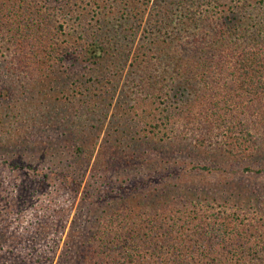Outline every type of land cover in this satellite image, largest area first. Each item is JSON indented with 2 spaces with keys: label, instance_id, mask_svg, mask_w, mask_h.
I'll use <instances>...</instances> for the list:
<instances>
[{
  "label": "trees",
  "instance_id": "1",
  "mask_svg": "<svg viewBox=\"0 0 264 264\" xmlns=\"http://www.w3.org/2000/svg\"><path fill=\"white\" fill-rule=\"evenodd\" d=\"M1 9L0 137L37 160L70 155L43 177L82 195L69 231L79 264H264V190H240L242 208L196 189L199 175L264 174L243 166L264 140V0ZM103 125L115 136L99 144Z\"/></svg>",
  "mask_w": 264,
  "mask_h": 264
},
{
  "label": "rangeland",
  "instance_id": "2",
  "mask_svg": "<svg viewBox=\"0 0 264 264\" xmlns=\"http://www.w3.org/2000/svg\"><path fill=\"white\" fill-rule=\"evenodd\" d=\"M83 7H86L85 3ZM85 10L82 11V7H79V12L84 13V16L87 15ZM78 29L80 31L81 27ZM5 43L6 41L0 40V49ZM1 52L4 54L3 57L8 54V50L4 48ZM3 57L1 55L0 60ZM252 115H250L251 118ZM107 127L103 125L100 129L99 144L102 140L104 141L107 130L115 136V131L113 132L115 129L112 127L107 129ZM113 141L114 137H112V143ZM122 142L126 143L125 140ZM16 149L18 148L12 142L0 137V244L3 248L0 251V264H79L81 251L78 246L72 244L69 231L75 211L81 208L79 202L82 195L56 190L53 179L43 177V174L47 172L44 167L57 165L58 162H63L62 165H64L70 155L65 153L63 158H59L58 155L54 156L50 153L44 159L37 160V157H30L23 149ZM211 149H207L210 155L208 157L211 158L213 155L216 158V154L220 152H212V154ZM236 159H232V162L237 161ZM249 159L244 161L243 166L247 165L255 169L264 168V140H258V148L253 155L249 156ZM32 167L37 168L38 173L35 170L34 172ZM129 171L133 176L137 170ZM231 173H233L231 174L232 180L223 179L227 175L225 172L221 173V176L206 173L204 176L199 175L200 184H197L196 189L203 191L206 190L205 188L217 189L218 187L225 198L222 204L230 200L225 204L228 207L239 205L242 207L235 196L240 190L243 193L241 199L254 198L255 196L250 193L259 188L264 190V174L249 173L243 171L242 167L238 172ZM113 178L116 181H121L120 178L129 181L132 177L127 178L125 174L120 173L115 174ZM127 184L129 185L130 181ZM198 190H194V196L201 194L202 191L198 193ZM102 191L111 192L114 195L118 189L113 188L111 182L110 186L104 187ZM250 209V216H252L253 210L251 207ZM42 216L50 219L40 220ZM66 243L71 247L69 251L67 250L70 247L66 250ZM65 251L66 256L63 258L62 254Z\"/></svg>",
  "mask_w": 264,
  "mask_h": 264
}]
</instances>
